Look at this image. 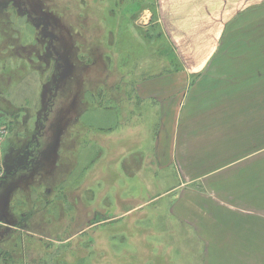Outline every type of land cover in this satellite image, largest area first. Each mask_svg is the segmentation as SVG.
<instances>
[{"label": "rangeland", "instance_id": "374dc122", "mask_svg": "<svg viewBox=\"0 0 264 264\" xmlns=\"http://www.w3.org/2000/svg\"><path fill=\"white\" fill-rule=\"evenodd\" d=\"M154 1L0 0V215L12 227L0 264H206L173 212L159 105L124 98L131 74L170 66L158 26L140 18Z\"/></svg>", "mask_w": 264, "mask_h": 264}, {"label": "crops", "instance_id": "0c3cea01", "mask_svg": "<svg viewBox=\"0 0 264 264\" xmlns=\"http://www.w3.org/2000/svg\"><path fill=\"white\" fill-rule=\"evenodd\" d=\"M262 3L155 0L140 16L158 26L172 58L160 57L165 73L131 74L124 98L159 105L162 153L179 176L173 212L205 242L206 264L213 251L229 264H264Z\"/></svg>", "mask_w": 264, "mask_h": 264}, {"label": "built area", "instance_id": "2783aa9c", "mask_svg": "<svg viewBox=\"0 0 264 264\" xmlns=\"http://www.w3.org/2000/svg\"><path fill=\"white\" fill-rule=\"evenodd\" d=\"M8 134L9 131L7 126L4 123L0 122V180L5 175L4 147L8 138Z\"/></svg>", "mask_w": 264, "mask_h": 264}, {"label": "flooded vegetation", "instance_id": "af4514ba", "mask_svg": "<svg viewBox=\"0 0 264 264\" xmlns=\"http://www.w3.org/2000/svg\"><path fill=\"white\" fill-rule=\"evenodd\" d=\"M6 175H7V171L5 172L4 177H6ZM3 222L4 223H2V222L0 223V235L8 234L10 232V229L12 228L10 225L7 224L8 222L5 221L4 219H3Z\"/></svg>", "mask_w": 264, "mask_h": 264}, {"label": "trees", "instance_id": "16d2710c", "mask_svg": "<svg viewBox=\"0 0 264 264\" xmlns=\"http://www.w3.org/2000/svg\"><path fill=\"white\" fill-rule=\"evenodd\" d=\"M6 235H9V234H6Z\"/></svg>", "mask_w": 264, "mask_h": 264}, {"label": "water", "instance_id": "95a60500", "mask_svg": "<svg viewBox=\"0 0 264 264\" xmlns=\"http://www.w3.org/2000/svg\"><path fill=\"white\" fill-rule=\"evenodd\" d=\"M8 224V223H7ZM9 225V224H8ZM9 227V226H8Z\"/></svg>", "mask_w": 264, "mask_h": 264}]
</instances>
